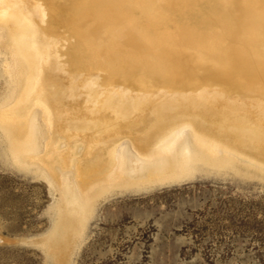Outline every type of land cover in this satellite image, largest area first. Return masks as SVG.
Segmentation results:
<instances>
[{
	"label": "bare ground",
	"instance_id": "6f19581e",
	"mask_svg": "<svg viewBox=\"0 0 264 264\" xmlns=\"http://www.w3.org/2000/svg\"><path fill=\"white\" fill-rule=\"evenodd\" d=\"M65 1L0 0L1 65L10 82L0 104V129L16 163H33L60 192L54 224L39 241L54 264H66L65 248L77 226L76 233L82 234L92 198L80 183L79 166L74 177L60 184L58 168L48 164L58 149L43 144L46 136L37 107L45 113L49 128L58 126L85 145V158L116 135L125 134L136 145L152 143L138 152L151 160L150 165L140 158L138 162L135 155L129 159V169L142 172L135 173L131 187L182 181L194 174L198 163L239 171L253 166L264 173V60L254 49L261 32L254 15L260 13L264 19V0H144L148 5L141 0H72L80 39L45 41L33 15L45 23L56 22ZM204 6L208 10L202 11ZM91 12L97 14L102 40L84 25ZM68 48L74 53L92 51L97 68L83 63L79 71L74 60L70 63L77 79L70 91L81 94L84 112L60 120L61 109L54 107V100H46L41 80L48 59L57 71L63 69ZM243 54L251 56L245 67ZM189 59L199 64L198 70L216 71L225 84L206 89L184 69ZM102 70L109 76L100 83ZM245 74L255 83V91L240 94ZM162 78L166 87L158 86ZM171 122H175L172 130L159 129ZM118 155L116 148L108 153V163L102 167L106 177L118 178ZM107 183L110 188L111 181Z\"/></svg>",
	"mask_w": 264,
	"mask_h": 264
},
{
	"label": "rangeland",
	"instance_id": "374dc122",
	"mask_svg": "<svg viewBox=\"0 0 264 264\" xmlns=\"http://www.w3.org/2000/svg\"><path fill=\"white\" fill-rule=\"evenodd\" d=\"M71 1L64 2V12L56 22L45 23L40 15L32 14L44 40L68 37V42H72L80 39L81 31L75 27L76 8ZM140 3L150 4L144 0ZM206 10L207 7H202V11ZM96 16L91 12L84 25L93 31L95 39L102 40ZM254 18L261 28L260 40L254 49L264 60V19L260 13ZM65 50L68 61L63 69L57 71L55 62L48 59L41 80L47 89L46 100L49 97L50 101L54 100L51 103L57 104L54 107L61 109L58 110L60 120L84 112L81 94L70 91V86L77 80L71 75L70 63L74 60L79 71H82L83 63L97 68L92 51L83 49L74 53L72 48ZM243 56L245 67L251 56ZM2 59L0 53V104L3 105L10 82L1 65ZM183 65L191 77L202 81L206 89L225 84L216 71L198 70L199 64L193 59ZM99 70L93 72L94 78ZM183 74L177 75L182 77ZM98 76L102 83L109 73L102 70ZM242 79L243 83H240L244 86L239 93L255 91V83L246 74ZM158 84L166 87L168 82L162 78ZM37 108V117L46 136L43 144L49 143L51 148L58 149L48 164L58 168L60 184L64 179L74 177L79 166L80 183L92 198V209L82 234L76 233L77 226L65 248L66 264H264V173L260 170L243 166L242 170H248L246 172L198 163L194 174L182 181L147 188L131 187L129 183L138 175L135 173L142 172L131 171L129 159L135 155L138 162L142 160L150 165L151 160L138 152H145L152 143L136 145L129 136L116 135L106 144L110 148L105 145L85 158V145L73 136L68 137L58 126L49 128L45 113L41 107ZM174 124L162 123L159 129L170 131ZM114 148L119 154L115 163L117 179L106 177L102 170L108 163V153ZM32 164L16 163L0 129V264H54L39 241L54 224V206L60 192ZM107 181H111L110 188L105 187Z\"/></svg>",
	"mask_w": 264,
	"mask_h": 264
}]
</instances>
